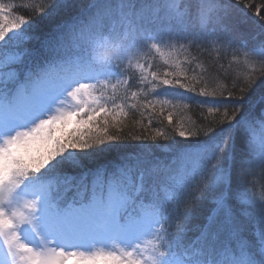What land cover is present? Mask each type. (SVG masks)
<instances>
[{"label": "snow or ice", "instance_id": "6c2138e0", "mask_svg": "<svg viewBox=\"0 0 264 264\" xmlns=\"http://www.w3.org/2000/svg\"><path fill=\"white\" fill-rule=\"evenodd\" d=\"M68 7L35 8L51 24L41 37L0 2V264H264V191L251 186L264 41L233 21L251 0H90L57 19ZM33 39L38 50L20 47ZM233 48L258 67L237 78L217 59L231 86L210 89L190 50ZM169 90L206 98L201 124L147 99Z\"/></svg>", "mask_w": 264, "mask_h": 264}, {"label": "trees", "instance_id": "16d2710c", "mask_svg": "<svg viewBox=\"0 0 264 264\" xmlns=\"http://www.w3.org/2000/svg\"><path fill=\"white\" fill-rule=\"evenodd\" d=\"M0 2L3 3H14L17 5V13H30L29 19L32 20V22L35 25V28L31 30L32 35H40L41 37L49 30L51 27V24L49 21L43 17L39 16L35 13V8L38 7L41 4H47L48 0H0ZM90 0H66V3L68 4V9L66 10L65 14L61 17H58L57 19H63L66 16L75 15L81 11H83L85 8H87ZM245 2H248V0H245ZM251 3L253 4L252 9H244L243 12H237L234 16L235 18H238L241 22L249 23L252 33L250 36L246 37L244 33V29L239 28V31L237 33L239 38L245 39L248 41V44L251 46L253 45L251 42H254L258 44L260 41H264V22H261L258 17L254 15L255 7L261 4H264V0H251ZM242 7V6H241ZM261 15H264V9L261 10ZM249 30V31H250ZM246 32V29H245ZM242 33V34H241ZM241 34V35H240ZM11 35V33L9 34ZM7 40V37H6ZM2 43V42H0ZM16 46V42H10L6 48L8 49H14ZM21 48H27V49H39L40 48V42L33 39L28 41L27 43H23L20 45ZM192 55H198L199 56V63L202 65V68L209 69V87L218 86L219 84H228L231 86V81L225 80L222 76L218 77L217 74L212 71V66L216 63L217 59H219L220 63H223L225 65V68L228 70V72L237 78L244 77L248 74H253V69L258 67V64L254 60H250L248 62H245V57L243 55L242 51H237V49H223L220 52H217L215 50H210L208 53L198 54L194 49L190 50L189 58H191ZM181 59L184 58L183 55L180 56ZM154 64L156 63H162V61H159L157 59L156 61H153ZM231 65V67H229ZM195 67V65H193ZM201 68H196V72H200ZM194 73L189 72L188 75H193ZM264 84V77H259L257 80V86L253 89L252 95H258L261 88L260 86ZM133 91L137 90L135 88L132 89ZM141 100L144 99L143 96L140 97ZM147 99H158V100H164V99H172L173 103L176 105V113L177 115H182L185 118H187L190 121H193L195 124L199 125L201 124V116L200 113L203 111L206 113L207 107L209 105L205 104L202 108L197 105V101H204L206 98L204 97H197L193 94L184 93L182 90H169L167 96H158L156 94L149 95ZM168 106L165 105V108ZM147 116V113H145ZM177 116H174V122L176 120ZM213 117L211 115H208V119L211 120ZM141 117L137 113L136 115H132L130 113L129 117L127 118L128 122L130 123L133 120H140ZM146 123V119L144 121ZM74 127V125H70L69 129ZM157 127L156 123L154 122L152 125V129H155ZM137 132L140 131L139 127L135 129ZM127 131V129H126ZM131 144L135 145L138 142L131 141ZM105 162V158H101L97 161V163H103ZM254 165L255 168H253V175L251 178V182H257L260 185V191H264V166L262 165ZM258 165V166H257ZM257 167H259L257 169ZM251 183V184H252ZM259 189V188H258ZM195 212L200 211V206L196 205L194 207ZM191 235V234H190Z\"/></svg>", "mask_w": 264, "mask_h": 264}, {"label": "rangeland", "instance_id": "374dc122", "mask_svg": "<svg viewBox=\"0 0 264 264\" xmlns=\"http://www.w3.org/2000/svg\"><path fill=\"white\" fill-rule=\"evenodd\" d=\"M180 2L181 3H183L184 2V0H180ZM233 21L234 22H236V23H238V28H242V29H244V35L246 36V37H248V36H250L251 35V33H252V30H250L251 29V27H250V25H249V23H246V22H241V21H239V19L238 18H235L234 19V17H233ZM245 29H246V32H245ZM250 30V31H249ZM242 34V33H241ZM240 34V35H241ZM253 45L255 44L254 42H251ZM258 163V162H257ZM259 165V164H258ZM257 165V166H258ZM255 168V167H254ZM259 167H257V169H258ZM252 183V182H251ZM251 186H252V188H253V190L254 191H256L257 193H259V192H261L260 191V185L257 183V182H254L253 181V183L251 184ZM259 188V189H258Z\"/></svg>", "mask_w": 264, "mask_h": 264}]
</instances>
